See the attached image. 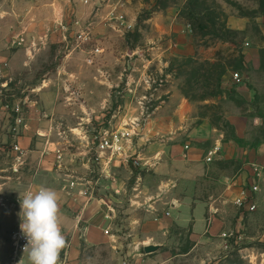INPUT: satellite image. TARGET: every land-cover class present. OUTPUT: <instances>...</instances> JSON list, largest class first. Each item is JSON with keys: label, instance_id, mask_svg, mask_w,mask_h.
Returning <instances> with one entry per match:
<instances>
[{"label": "rangeland", "instance_id": "1", "mask_svg": "<svg viewBox=\"0 0 264 264\" xmlns=\"http://www.w3.org/2000/svg\"><path fill=\"white\" fill-rule=\"evenodd\" d=\"M233 13L251 18L247 31L230 28ZM192 20L205 27L206 34L198 26L193 31ZM176 23L190 30L195 54L181 55L168 43L171 39L175 43ZM161 24L164 33L157 30ZM27 50L36 55L31 65L3 72L9 61L22 65V58L15 55ZM249 50L251 59L246 56ZM0 66V264H20L21 259L29 264L26 252L15 255L20 194L50 185L59 193L63 222L67 202L55 179L63 172L73 173L74 181L82 183L77 206L84 196L101 199L110 193L116 202L103 203L114 215L106 243L85 244L86 222L76 218L82 242L77 264H264V0H0ZM223 71L252 74V80L231 79L226 85ZM46 80L49 87L41 90ZM89 84L95 93L87 91ZM243 84L249 88L244 93L236 88ZM103 90L109 91L108 104L99 105L89 97L100 96ZM173 90L196 104L192 126L207 119L223 134V143L233 140L239 149L233 159L216 156L211 177L234 175L240 191L250 187L254 165L259 167L257 208H239L236 193L223 202L229 210L224 234L199 239L191 227L173 225L160 233L141 229L143 221L162 210L151 211L158 185L151 171L141 169L146 166L142 162L149 163L138 160L134 141ZM91 112L96 115L87 118ZM33 118L49 119L46 137L55 134L52 139L59 143L55 160H48L52 169L42 174L25 163L27 155L19 143ZM189 118L191 111L182 116L184 122ZM118 132L127 134L118 143L120 149L102 152L101 137ZM40 135L33 139L45 137ZM199 146L208 149L212 142ZM105 160L112 162L117 179L111 178ZM138 175L146 179V194L138 190L145 186L138 185ZM29 177L37 184L32 186ZM215 182L204 181L196 188L217 194ZM111 183L117 186L109 191ZM150 244L160 248L148 254L144 247Z\"/></svg>", "mask_w": 264, "mask_h": 264}, {"label": "crops", "instance_id": "2", "mask_svg": "<svg viewBox=\"0 0 264 264\" xmlns=\"http://www.w3.org/2000/svg\"><path fill=\"white\" fill-rule=\"evenodd\" d=\"M157 19L161 18L158 17ZM228 23L231 29L245 32L251 24V18L233 13L230 15ZM161 27L157 30H160V32L163 30L162 33H164L166 31L164 24H161ZM174 28L177 37H175L176 35L173 36L176 38L175 43L172 42V39L168 42L170 46H174V50H177L181 55L195 54L196 48L194 47V39L190 35V30H187L183 24L179 23H176ZM167 33L170 35L171 30H168ZM169 37L171 38V35ZM169 37L166 39H169ZM250 53L251 51L249 50L246 55L247 58L250 56ZM15 56L22 58V65L9 61L5 66L6 69L4 68L5 71L2 70L3 72L8 74L14 73L20 67H28L36 59L33 50H27L24 54H16ZM231 77L230 73H226L224 76V83L226 85L231 81ZM244 79L251 81L252 74L245 75ZM46 83L47 80L40 88L41 90L49 87V84L47 85ZM245 83L247 84V82ZM236 88L244 93L247 87L243 84L236 86ZM93 90L89 84L87 91L95 93ZM89 97L95 98L96 101L94 102L99 105L108 104L110 101L109 91L105 90H103L100 96L94 95ZM167 109L172 112H162ZM188 111H191L192 118L184 122L182 116L186 112L188 113ZM193 111H196V104L189 101L181 92L176 90L170 91L167 101H164L147 118L142 128V133L134 141V151L138 160L142 161L146 159L147 163H149L145 164V162H142L141 164L146 166H143L141 169L151 171L158 185L157 193L159 196H157L156 202L152 205L151 211H154L153 213L156 214L159 210H162V212H158L153 218L143 221L141 224L143 232H168L173 225H177L183 228L191 227L194 235L199 239H205L207 236L210 238L221 232L224 234L226 231L223 230V225L226 223V218H229V210L228 206L224 205L223 202L230 201L235 193L239 195L243 193L244 189L237 191V180L234 175L222 174L217 178L211 177L210 173L214 169L213 164L206 161L207 152L216 144H221L222 147L221 154L217 156V159H233L238 155L239 149L236 148L233 140L223 143V134L215 131L207 119L192 126V121L196 119V117H193ZM95 115L91 112L87 118H93ZM48 120L29 119L24 134L19 137L20 147L24 149L25 155H27L25 163L29 164V166L31 165V169H36L40 174L44 173L46 169H52V163H49L48 160H55L56 150L59 148L58 141L56 142L52 139L53 136L56 137L55 134L46 137L49 130H45V128L50 125ZM36 132H41L42 135L40 136L45 137H39L38 140L33 139L36 137ZM40 139H43V142ZM184 140L189 141L184 143ZM208 141L212 142V146L208 149L199 146L200 143ZM190 143L195 144V146ZM10 155L14 156L15 151L10 152ZM30 157L33 159L32 161H28ZM157 157H160V160L154 161ZM93 163L95 164V162ZM104 163L109 165L111 169V178L117 179V177L112 176L114 170L113 166H111L112 162L107 163V160H105ZM114 163L117 165L116 162H113L112 165ZM63 173L55 177L56 182H60V189L58 191L61 190V195L64 196L63 202H67V206H64L66 213L62 217L61 221L63 222L60 225L65 237L67 235H70V237L66 239L67 247L61 252L60 264H77L82 242L79 239V224H77L76 218L86 222L84 230H82V238L85 244L96 246L106 243L110 236L106 234L105 230L109 227L108 225L114 215L111 212L112 208H106L107 205L103 206V203L111 202V204H116V202L114 203L110 199L113 193H110V197L106 194L101 199L88 196L83 197L82 195L83 198L81 199L83 200L79 199L82 204L77 206L74 203L75 199H78L79 195L84 192V189L81 187L82 183L74 181L73 173ZM30 178L27 179L33 181L32 186L37 184V181ZM22 179H26L25 175L22 176ZM212 179L216 181L215 183L219 187L217 194L207 193L201 187L199 189L196 188V185H202L204 181L208 183ZM145 181L144 176L138 175V185L145 184L143 188L138 187V190L143 194L148 192ZM89 182L91 183V181ZM116 186L117 183H111L107 188L109 191H112ZM168 186H171V188L168 189ZM47 187L53 189L50 185ZM162 194H164V197L160 196Z\"/></svg>", "mask_w": 264, "mask_h": 264}, {"label": "clouds", "instance_id": "3", "mask_svg": "<svg viewBox=\"0 0 264 264\" xmlns=\"http://www.w3.org/2000/svg\"><path fill=\"white\" fill-rule=\"evenodd\" d=\"M19 202V228L27 241L23 251L28 254L29 264H60L67 240L60 225L57 192L44 186L30 188L20 194ZM20 264H23L22 259Z\"/></svg>", "mask_w": 264, "mask_h": 264}, {"label": "built area", "instance_id": "4", "mask_svg": "<svg viewBox=\"0 0 264 264\" xmlns=\"http://www.w3.org/2000/svg\"><path fill=\"white\" fill-rule=\"evenodd\" d=\"M81 38L84 36L83 33H81ZM100 50L97 49L96 52H99ZM232 81L235 83H241L244 81V75L243 73L240 72H233L232 77H231ZM16 111H19V107L17 108ZM127 134L124 132H118L114 137H108L106 135L102 136L99 142V149L103 150L102 152H105L107 149H112L114 151L119 150L120 146L118 145V143L121 141V138H124ZM188 147V146H187ZM17 150H20L19 147H17ZM221 144H216L207 154L206 156V161L207 162H212L214 160V158L218 155L221 154ZM22 157L19 156L18 160L19 162H21ZM254 176L251 178L250 177V187H248L247 189L243 190V193L241 195H239L236 200H235V204L244 210H248V211H253L257 208V204H256V196L257 194L260 192V185L259 183H257V181L255 180L256 177H260V171H259V167L254 165ZM14 171H17L16 168H13ZM72 185H74L72 183ZM106 234L109 235L110 233V229L109 227L106 228L105 230ZM14 245L16 247L15 249V255H18L19 252H23V248L24 245L26 244V239L22 237L21 235V231H17L14 233Z\"/></svg>", "mask_w": 264, "mask_h": 264}, {"label": "trees", "instance_id": "5", "mask_svg": "<svg viewBox=\"0 0 264 264\" xmlns=\"http://www.w3.org/2000/svg\"><path fill=\"white\" fill-rule=\"evenodd\" d=\"M195 20V19H194ZM192 22V23H191ZM189 24H190V26H192V28H193V31H196V29H197V26H198V24H197V22H195V21H191ZM200 25H201V23H200ZM199 27V26H198ZM200 28V27H199ZM201 29V32L203 33V34H206V31H205V27H202V28H200ZM243 61V55H241V59H240V62H242ZM226 74V72L225 71H223L222 72V76L223 75H225ZM221 81H222V78H221V80H220V84H221ZM220 84H219V86H220Z\"/></svg>", "mask_w": 264, "mask_h": 264}, {"label": "water", "instance_id": "6", "mask_svg": "<svg viewBox=\"0 0 264 264\" xmlns=\"http://www.w3.org/2000/svg\"><path fill=\"white\" fill-rule=\"evenodd\" d=\"M141 130L142 129H139L138 132H141ZM159 248H160V245H154V244L146 245L144 247L145 252L148 254L157 251Z\"/></svg>", "mask_w": 264, "mask_h": 264}]
</instances>
